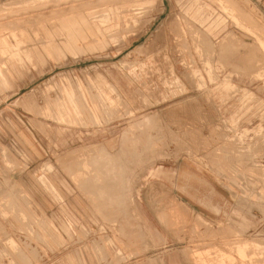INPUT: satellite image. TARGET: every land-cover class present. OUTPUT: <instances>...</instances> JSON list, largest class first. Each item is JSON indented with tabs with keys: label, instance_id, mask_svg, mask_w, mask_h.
<instances>
[{
	"label": "rangeland",
	"instance_id": "1",
	"mask_svg": "<svg viewBox=\"0 0 264 264\" xmlns=\"http://www.w3.org/2000/svg\"><path fill=\"white\" fill-rule=\"evenodd\" d=\"M182 156L237 207L157 248L150 171ZM172 254L264 264L263 0H0V264Z\"/></svg>",
	"mask_w": 264,
	"mask_h": 264
},
{
	"label": "crops",
	"instance_id": "2",
	"mask_svg": "<svg viewBox=\"0 0 264 264\" xmlns=\"http://www.w3.org/2000/svg\"><path fill=\"white\" fill-rule=\"evenodd\" d=\"M67 92L71 96L72 92ZM178 159L179 162L176 166L154 168L150 171L151 176L156 179L154 183L152 182L149 185L150 199L152 200L153 197L165 198V201L161 204L153 201L148 202L145 205L146 207H141L140 211L143 222L147 224L149 229L150 237L155 241L160 242L163 239L181 237L186 239L197 238L201 236V231H197L195 224L201 223L212 224L215 232H221V224H225L228 221L237 207L235 200L231 196L232 190L228 188L229 193H227L222 188L216 174L211 172V169L208 170L200 162L190 157L182 156L178 157ZM29 189L32 190V188ZM118 189L120 191L118 196L121 197V189ZM120 203H118V215L121 220ZM175 216H181L179 219L187 224L184 226L186 229L178 233V235L175 230L164 225V223L175 222ZM130 222L137 224L135 218L130 220ZM118 229L121 238V225L118 226ZM202 230H204V227H202ZM159 242L157 248L168 247L164 245L167 243L166 241L164 243L160 242V244ZM168 260L169 264H179V260L176 259L174 254Z\"/></svg>",
	"mask_w": 264,
	"mask_h": 264
},
{
	"label": "bare ground",
	"instance_id": "3",
	"mask_svg": "<svg viewBox=\"0 0 264 264\" xmlns=\"http://www.w3.org/2000/svg\"><path fill=\"white\" fill-rule=\"evenodd\" d=\"M39 17V16H38ZM145 120V119H144ZM261 179V178H260ZM259 181V180H258ZM257 183V182H256ZM259 185V184H258ZM11 251V250H10ZM13 255V254H12Z\"/></svg>",
	"mask_w": 264,
	"mask_h": 264
}]
</instances>
